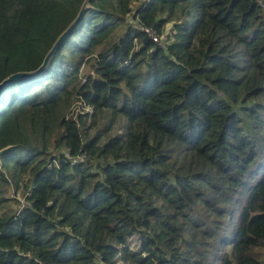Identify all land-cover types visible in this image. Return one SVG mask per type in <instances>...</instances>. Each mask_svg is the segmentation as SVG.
I'll return each mask as SVG.
<instances>
[{
	"label": "trees",
	"instance_id": "obj_1",
	"mask_svg": "<svg viewBox=\"0 0 264 264\" xmlns=\"http://www.w3.org/2000/svg\"><path fill=\"white\" fill-rule=\"evenodd\" d=\"M137 1L0 90V264H263L264 0ZM84 2L0 0V84Z\"/></svg>",
	"mask_w": 264,
	"mask_h": 264
},
{
	"label": "water",
	"instance_id": "obj_2",
	"mask_svg": "<svg viewBox=\"0 0 264 264\" xmlns=\"http://www.w3.org/2000/svg\"><path fill=\"white\" fill-rule=\"evenodd\" d=\"M89 0H85L78 16L76 17L75 21L69 26V28L59 37V39L55 42V44L53 45L52 49L49 51V53L46 55V57L44 58V61L42 63V65L38 68V70L35 73L32 74H27V73H18L15 75L10 76L9 78H7L6 80H4L1 84H0V90L5 87L10 81H13L17 78H31L37 74H39L40 72H42L45 67L47 66L50 58L52 57V55L55 53L56 49L58 48V46L60 45V43L63 41V39L72 31V29L75 27V25L77 24V22L80 20L87 4H88ZM2 152H0L1 155Z\"/></svg>",
	"mask_w": 264,
	"mask_h": 264
},
{
	"label": "rangeland",
	"instance_id": "obj_3",
	"mask_svg": "<svg viewBox=\"0 0 264 264\" xmlns=\"http://www.w3.org/2000/svg\"><path fill=\"white\" fill-rule=\"evenodd\" d=\"M142 2H144V0H138L135 4H134V7H133V10H136L137 6H139ZM169 27L170 25H168L167 27L165 26V29H164V34H162V36H160L159 38L161 39V43L164 44L165 42V38L164 36L166 35V32L169 30ZM146 33V32H145ZM85 109L86 111H89V113H91V108H88V107H84L83 104H75L73 106H71V109H74V113L75 115L78 114L80 112V110L82 109ZM85 111V112H86ZM8 198H14V194L12 193V191H9V195H8ZM19 200L18 204H17V208H19V206L23 205L24 204V200L23 198H17ZM258 255L260 256V258L262 259V262L264 264V248L263 249H260V251H258ZM119 264H123L122 262H119Z\"/></svg>",
	"mask_w": 264,
	"mask_h": 264
},
{
	"label": "built area",
	"instance_id": "obj_4",
	"mask_svg": "<svg viewBox=\"0 0 264 264\" xmlns=\"http://www.w3.org/2000/svg\"><path fill=\"white\" fill-rule=\"evenodd\" d=\"M144 31L147 33L149 38H151L154 43H156L157 45L160 46V40L156 37L155 33L152 30L145 29ZM85 109H87V108H85Z\"/></svg>",
	"mask_w": 264,
	"mask_h": 264
}]
</instances>
